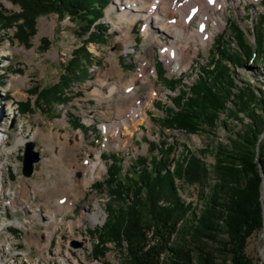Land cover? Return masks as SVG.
<instances>
[{
  "label": "rangeland",
  "instance_id": "rangeland-1",
  "mask_svg": "<svg viewBox=\"0 0 264 264\" xmlns=\"http://www.w3.org/2000/svg\"><path fill=\"white\" fill-rule=\"evenodd\" d=\"M113 5L114 0H108L100 20L104 23V28L96 31L101 33L96 42H88L87 39L88 43H85L86 35L82 34L85 22L65 13L51 12L38 16L35 32L27 41L16 39L15 28H0V136L5 141V144H0L2 264H124L123 250L113 243H107L102 258H95L91 252L96 240L90 229L103 224L107 216L106 208L111 202L107 188L98 186V182L107 178L108 165L114 162L110 154L120 161L121 173H124L138 156L148 160L149 154H155L156 147H160L159 142L162 141L174 148L172 156L175 158L181 159L188 149L210 166L214 162V143L217 141L228 144L232 133L240 127L239 122L232 118L228 119L227 127L218 124L213 129L207 127L195 133L162 129L158 125L165 107L172 104L170 98H174V92L167 86L175 91L178 88L168 84L166 79L181 78L188 86L196 78L198 63H208L216 54L217 42H228L230 47H237L228 36L233 21L245 33L247 44L257 45V32L264 37V0H223L222 6L211 11L214 18H221L220 26L217 27L210 21L212 33L205 44H201L198 37L195 41L189 40L191 47L186 48L188 56L183 66H180V71H169L160 56L158 46L154 44V40L169 44L166 34L157 33L154 38L146 37L143 18H139L130 28L125 22L119 23L120 6L112 9ZM165 9L168 10V4ZM19 10L17 3L0 0L2 13ZM197 26L194 17L186 23V30L192 31ZM128 28L129 38L125 41L123 32ZM83 43L91 54L86 78L71 84L68 88V100L63 104L56 100L35 104L36 95L33 90L49 88L57 83L74 51ZM113 59L117 61L123 78L114 68ZM146 61L148 66L145 70L154 82L155 96L145 109L139 125L136 128L130 126L133 132L130 142L121 144L116 135L107 147V126L110 120H116L115 104L118 102L123 106L128 101L123 102L124 99L128 98L113 94L112 97L97 100L93 92L102 90L108 95V86L119 85L120 79L126 81ZM235 72L239 73L236 80L239 85H242L240 80L249 82L254 85V89L263 93L264 98V63L260 65L247 61L244 67ZM137 85L138 96L144 98L150 87L140 82ZM178 86L186 90L185 86ZM27 100L32 109L22 113L18 103ZM244 121L247 119L244 118ZM38 129L51 135L55 148L51 149L45 143L41 132L34 138L30 137ZM20 135L31 139L34 149L40 154V160L29 177L23 176L21 171L24 143L16 141ZM63 140H66L65 150L61 143ZM96 153H99L102 165L98 169L100 175H95L91 184L84 187L85 176L89 175L85 167L96 160ZM52 155L58 163L62 156L68 163V208L62 209L58 205L63 199V189L53 192L52 185L60 181L61 170L58 166L55 167ZM90 170L92 172V168ZM70 176L74 179L77 190H72ZM22 180L26 184L25 188L21 186ZM177 183L181 197L196 204L200 195L199 185L184 179ZM96 204L99 205V211L96 210ZM92 212L98 214L94 223L90 222L89 217L77 223L81 216ZM52 214L56 219L50 217ZM245 252L254 262L264 264L262 230L248 238Z\"/></svg>",
  "mask_w": 264,
  "mask_h": 264
},
{
  "label": "trees",
  "instance_id": "trees-1",
  "mask_svg": "<svg viewBox=\"0 0 264 264\" xmlns=\"http://www.w3.org/2000/svg\"><path fill=\"white\" fill-rule=\"evenodd\" d=\"M10 1L20 10L0 11V28H15L19 41L34 34L38 16L55 12L84 21L85 43L96 42L108 4V0ZM231 24L228 36L237 47L216 41V54L208 63H198L196 78L188 86L181 78L166 79L178 88L167 86L174 98L158 127L195 133L218 124L227 127L232 118L239 129L228 144L214 143L210 166L188 149L181 159L175 158L174 148L162 141L148 160L138 156L124 173L110 154L114 162L98 186L107 188L111 202L103 224L90 229L96 240L91 248L95 258H102L107 243H113L123 250L124 264H259L245 248L256 231L264 234V98L249 82L240 80L239 85L235 70L247 61L263 65L264 37L254 33L257 45L247 44L239 25ZM85 43L74 51L57 83L33 90L35 104L68 100V88L86 78L91 64ZM18 106L22 113L32 109L28 100ZM183 179L199 185L196 204L181 197L177 181Z\"/></svg>",
  "mask_w": 264,
  "mask_h": 264
},
{
  "label": "bare ground",
  "instance_id": "bare-ground-1",
  "mask_svg": "<svg viewBox=\"0 0 264 264\" xmlns=\"http://www.w3.org/2000/svg\"><path fill=\"white\" fill-rule=\"evenodd\" d=\"M161 1L162 0H114L112 9H116L117 6H120V13L118 14L119 23L125 22L129 28L139 18H143V31L146 37L150 36L151 38H154L157 33L166 34L169 37V44L158 40H154V44L158 46L160 56L164 59L169 71H180V66H183V63L188 56V49L186 48L191 47L189 40L195 41L198 37L202 42L201 44H205L209 41L212 33L209 27L210 21L212 20L215 26H220L221 18H214L211 11L215 9V7L218 8L222 6L223 0H165L162 1L163 3ZM167 4L168 10L165 9ZM122 5L123 8H121ZM194 17L198 26L188 32L186 30V23L190 22L194 19ZM129 28L123 32V39L125 41L129 38ZM112 63L121 77L122 73L117 65V61L113 59ZM147 66L148 61L142 62V65L139 67V71L131 74L129 79L124 82L120 79L118 81L119 85L114 84L112 86H108V95L102 90H96L93 92L97 100L112 97L113 94H118L122 97L128 98L124 99L123 102H126L125 100L128 101L125 104L123 103V106H120L118 102L117 105L115 104L116 120H110L107 126L108 130L106 131V136L109 137L107 147L114 141L116 135L119 137L118 139L121 144H127L130 142L133 134L130 126L136 128V126L139 125L140 120L145 113V109L155 96L154 82L150 78L149 72H146L145 70ZM152 72L154 73V71ZM137 82L146 84L150 87L144 98L138 96ZM38 132H41V137L45 140V143L50 145L51 149L55 148V142L49 133H44L38 129L30 137L34 138ZM25 140H27V137L22 135L16 139L17 143L20 144L24 143ZM61 143L65 150L66 140H63ZM0 144H5L2 135L0 136ZM16 146L17 144L15 147ZM61 154L62 153H60V155ZM52 156V160L55 162V167L58 166L61 170L60 181L54 182L52 185L54 189L53 192L56 193L57 190L63 189V199L60 203L58 202V205L59 207H62V209L68 208V163L64 160V156L61 157L60 163H58L54 155ZM90 163L91 164H88L89 166L87 168L85 167V171L87 170L89 175L85 176L84 187H88L91 184L95 175H100L98 169L99 167L102 168V165L99 159V153H96V160ZM91 168L92 172H89L91 171ZM63 181H66V183H63ZM69 182L72 186V190H77L74 185V179L71 176L69 177ZM1 185L2 172L0 169V187ZM21 186L23 188L26 187L23 180L21 181ZM48 189L51 190L50 188ZM96 210H100L98 204H96ZM97 215L98 214L96 212H92L86 216H81L77 223L83 222L87 217L90 218L91 223H94V221L97 220ZM50 217L52 219H56L54 214L50 215ZM30 221L31 220H29V222ZM0 264H2L1 258Z\"/></svg>",
  "mask_w": 264,
  "mask_h": 264
},
{
  "label": "water",
  "instance_id": "water-1",
  "mask_svg": "<svg viewBox=\"0 0 264 264\" xmlns=\"http://www.w3.org/2000/svg\"><path fill=\"white\" fill-rule=\"evenodd\" d=\"M40 160L39 151L34 149V143L31 139L24 141V149L22 152V175L29 177L35 170V164Z\"/></svg>",
  "mask_w": 264,
  "mask_h": 264
}]
</instances>
